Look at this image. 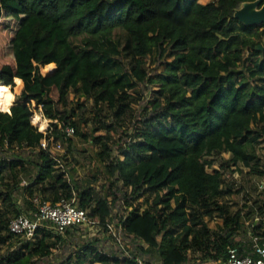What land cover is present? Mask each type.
Here are the masks:
<instances>
[{
    "label": "trees",
    "instance_id": "1",
    "mask_svg": "<svg viewBox=\"0 0 264 264\" xmlns=\"http://www.w3.org/2000/svg\"><path fill=\"white\" fill-rule=\"evenodd\" d=\"M247 1L0 0V92L13 87L12 98L0 96V264H37L80 232L12 233L11 219L34 210L35 195L74 199L112 238L115 221L147 244L138 247L147 263L217 264L233 247L253 253L241 236L248 224L251 236H264V202L233 209L223 199L243 192L233 179L239 167L264 177V23L234 17ZM144 84L158 88L141 114ZM72 93L84 99L77 107ZM90 100L88 118L77 108ZM31 102L52 120L48 138L71 144L63 129L72 125L99 147L103 193L41 147ZM15 147L24 153L7 156ZM120 202L125 211L114 214ZM215 218L218 229L208 223ZM98 242L77 244L59 264H137V255Z\"/></svg>",
    "mask_w": 264,
    "mask_h": 264
},
{
    "label": "rangeland",
    "instance_id": "2",
    "mask_svg": "<svg viewBox=\"0 0 264 264\" xmlns=\"http://www.w3.org/2000/svg\"><path fill=\"white\" fill-rule=\"evenodd\" d=\"M201 1L206 3L210 0ZM102 45L104 46V43ZM45 69V66H42L40 69L43 75H46L48 72V70ZM156 88H158L157 85L150 84H144L143 86H141V91H143V99L140 100V102L136 105V109L139 113L145 114V107H151L150 100L153 98V90ZM11 90H13L12 86ZM21 92L16 95L17 101H22L20 99ZM0 96H2L1 93ZM70 99L72 100L70 106L73 107H77L78 100L84 101L83 98L78 99V97L74 93L70 95ZM83 105L84 106L82 108H77V110L84 111V115L88 118H91L93 115V102L91 100L85 101ZM31 107L34 114L39 113L43 116L44 113L41 107H38L35 102H31ZM43 117L47 119V121H45L44 123H52L51 119L45 116ZM32 123H35L33 119ZM44 123H42V125L38 124L41 130H44L46 128H41ZM91 126L92 124L89 123L86 129L90 130ZM98 149L99 147L94 145L92 142L88 141L87 139H82L77 135H74L72 137L71 144H69V141H63V147L60 151L55 150V153L54 149L52 148L56 155L65 157V161L63 162V169L70 174V177L72 179L78 180L84 184H86L87 181H90V183L96 188L97 191L103 193L104 191L101 190L102 184L107 183L108 179L107 174H105L104 172L103 166L96 156V152L98 151ZM23 153L24 152L15 147L8 151L7 156L11 157ZM257 153L261 157L262 164L264 165V144L258 146ZM223 156L228 158L230 154L224 153ZM216 166H219V163H217ZM232 169H235V166H233ZM233 179L237 183V188L242 187L244 189L243 192L236 194L235 197L225 196L223 198L231 203L233 209L243 207L244 204L253 205L255 200H259V203L264 202V177L256 175L250 172L248 167L242 166L239 167L238 171L234 173ZM16 196L18 203L22 204L24 201L22 196L18 193L16 194ZM122 211H125L124 202H120L118 204L114 214ZM249 222H251V220ZM208 223L211 228L218 229L222 226V219H210ZM112 227L114 229V232H116V234L112 233L113 238L110 236V232L103 229L102 225L94 227H81V229L79 230L80 232H77L74 235L72 241L60 244L58 247L53 249V252L50 256L39 260L37 264H59L61 261L65 260V258L73 249L76 248L77 244H81L83 241L92 240L94 238H98V246L103 251L119 256H124L127 253H130L132 256L137 255L145 261L146 257L142 253H140L138 247H145L147 244L145 242H142L141 240L126 235L115 221L112 222ZM247 229L248 233H242L243 235L241 236V238L245 241H250L252 238L250 232H252V230L249 224ZM262 230H264V216L262 218ZM3 249L6 250V247ZM153 263L161 264L160 261L157 260H154Z\"/></svg>",
    "mask_w": 264,
    "mask_h": 264
},
{
    "label": "built area",
    "instance_id": "3",
    "mask_svg": "<svg viewBox=\"0 0 264 264\" xmlns=\"http://www.w3.org/2000/svg\"><path fill=\"white\" fill-rule=\"evenodd\" d=\"M264 29V27H263ZM44 116V115H43ZM38 130L44 133L41 139V147L43 149L52 148L60 151L63 147V140H55L54 137L48 138L50 124L44 130L40 129L38 123H34ZM64 137L68 139L74 136L75 128L72 125L66 126L64 129ZM53 152V157L61 163V157ZM35 209L29 213H20L11 219L9 230L16 234L21 235L26 239H33L37 234L39 228L45 227L51 230L56 235H65L68 229L73 227H94L100 226L101 222L94 219L89 211L81 208L75 200L62 198L56 202L49 201L40 195L33 197ZM108 227L113 230L112 225ZM251 241L255 244L253 253L242 254L238 247H233L229 250L228 257L218 262L217 264H264V236L252 235ZM132 256L130 253H127ZM137 264H156L147 263L140 257L136 258Z\"/></svg>",
    "mask_w": 264,
    "mask_h": 264
},
{
    "label": "water",
    "instance_id": "4",
    "mask_svg": "<svg viewBox=\"0 0 264 264\" xmlns=\"http://www.w3.org/2000/svg\"><path fill=\"white\" fill-rule=\"evenodd\" d=\"M234 17L240 20L242 23L254 26L260 25L264 23V2L263 0H254V1H247L242 3V5L235 10ZM263 48V46H260ZM56 69L55 66L47 72L46 75H51L54 70ZM11 112V109L10 111ZM34 114L32 115V119Z\"/></svg>",
    "mask_w": 264,
    "mask_h": 264
},
{
    "label": "bare ground",
    "instance_id": "5",
    "mask_svg": "<svg viewBox=\"0 0 264 264\" xmlns=\"http://www.w3.org/2000/svg\"><path fill=\"white\" fill-rule=\"evenodd\" d=\"M3 84L4 83H2V85ZM0 93L2 94V96L8 97V98H12L13 97V93H12V91H11V89L9 87L3 86ZM33 121L35 123H38L39 125H42V123H44L45 121H47V119H45L41 114L35 113L34 114V117H33Z\"/></svg>",
    "mask_w": 264,
    "mask_h": 264
},
{
    "label": "crops",
    "instance_id": "6",
    "mask_svg": "<svg viewBox=\"0 0 264 264\" xmlns=\"http://www.w3.org/2000/svg\"><path fill=\"white\" fill-rule=\"evenodd\" d=\"M203 2V1H202ZM203 3H205V2H203ZM207 3V2H206Z\"/></svg>",
    "mask_w": 264,
    "mask_h": 264
}]
</instances>
